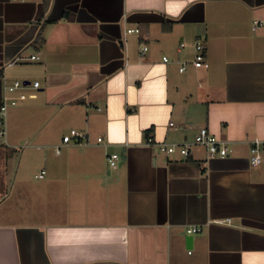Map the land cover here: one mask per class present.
<instances>
[{"label": "crops", "instance_id": "1", "mask_svg": "<svg viewBox=\"0 0 264 264\" xmlns=\"http://www.w3.org/2000/svg\"><path fill=\"white\" fill-rule=\"evenodd\" d=\"M255 22L264 0H0V111L17 103L0 146V264H264ZM197 42L209 68L192 64ZM17 81L28 86L10 93ZM203 128L229 157L147 145ZM73 129L91 145H63ZM191 227L202 232L188 246Z\"/></svg>", "mask_w": 264, "mask_h": 264}, {"label": "built area", "instance_id": "2", "mask_svg": "<svg viewBox=\"0 0 264 264\" xmlns=\"http://www.w3.org/2000/svg\"><path fill=\"white\" fill-rule=\"evenodd\" d=\"M264 25L261 22H255L253 24V30L258 29ZM127 34H134L140 33L139 29H128L126 31ZM183 46V45H182ZM194 61L192 62L193 66L197 69L201 68H209V63L206 59L205 47L201 42H197L194 49ZM147 52V47L144 46L140 55L143 57ZM32 60H40L39 56H33ZM164 62H168V59L165 57ZM187 63H183L179 69L180 73H184L187 71ZM31 85V84H30ZM28 85L24 82H15L11 87H9L8 91L13 93L17 90L24 89ZM33 88L38 89L40 86L39 82L33 83ZM17 103L15 101L6 102L2 105L0 111V146L6 143V118H7V111L8 107L15 106ZM63 145H76V146H89L91 145V139L87 132H80L78 130H71L69 134L63 137ZM105 142L103 138H97V143L102 144ZM148 146H153L158 148L161 153L168 154V155H175L178 154L184 159H187L190 156V147L193 145L203 146L206 148L207 151V160H213L215 158L225 159L229 157L231 150L227 142L222 141L218 137L212 135L207 129L203 128L199 131V133L195 136V139L190 143H183V144H164V143H157L153 138H149L147 141ZM264 150V141L255 140L251 146V164L253 167H258L262 162L261 154ZM57 154H60V147H57ZM120 156L118 154H113L108 158V164L110 168L116 169L118 166V161ZM46 175V172L43 171L40 175L37 176L39 179H43ZM230 220L216 221L218 224L230 223ZM202 232L201 227H191L187 230L189 235H194Z\"/></svg>", "mask_w": 264, "mask_h": 264}, {"label": "water", "instance_id": "3", "mask_svg": "<svg viewBox=\"0 0 264 264\" xmlns=\"http://www.w3.org/2000/svg\"><path fill=\"white\" fill-rule=\"evenodd\" d=\"M25 84H28L27 82H24ZM217 137V136H216ZM219 138V137H218ZM220 139V138H219ZM193 240V237L190 235V236H187L186 238V241H187V245L190 246L191 245V242Z\"/></svg>", "mask_w": 264, "mask_h": 264}, {"label": "trees", "instance_id": "4", "mask_svg": "<svg viewBox=\"0 0 264 264\" xmlns=\"http://www.w3.org/2000/svg\"><path fill=\"white\" fill-rule=\"evenodd\" d=\"M39 44H42V40L41 39L39 40Z\"/></svg>", "mask_w": 264, "mask_h": 264}, {"label": "rangeland", "instance_id": "5", "mask_svg": "<svg viewBox=\"0 0 264 264\" xmlns=\"http://www.w3.org/2000/svg\"><path fill=\"white\" fill-rule=\"evenodd\" d=\"M70 133V131H68V134Z\"/></svg>", "mask_w": 264, "mask_h": 264}]
</instances>
